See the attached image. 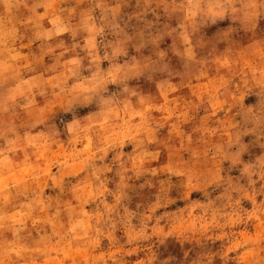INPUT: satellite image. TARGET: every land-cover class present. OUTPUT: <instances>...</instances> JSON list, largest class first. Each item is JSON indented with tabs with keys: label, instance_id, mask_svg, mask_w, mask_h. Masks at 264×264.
Returning a JSON list of instances; mask_svg holds the SVG:
<instances>
[{
	"label": "clouds",
	"instance_id": "1",
	"mask_svg": "<svg viewBox=\"0 0 264 264\" xmlns=\"http://www.w3.org/2000/svg\"><path fill=\"white\" fill-rule=\"evenodd\" d=\"M0 264H264V0H0Z\"/></svg>",
	"mask_w": 264,
	"mask_h": 264
}]
</instances>
